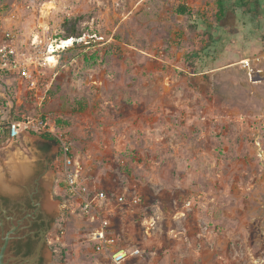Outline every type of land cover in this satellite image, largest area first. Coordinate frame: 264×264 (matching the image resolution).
I'll use <instances>...</instances> for the list:
<instances>
[{
  "label": "rangeland",
  "instance_id": "obj_1",
  "mask_svg": "<svg viewBox=\"0 0 264 264\" xmlns=\"http://www.w3.org/2000/svg\"><path fill=\"white\" fill-rule=\"evenodd\" d=\"M0 11L25 41L86 35L46 68L41 105L15 77L2 91L13 114L67 121L107 192L86 215L63 188L57 145L0 143V247L36 181L48 229L8 264H113L90 240L102 226L141 249L126 264H264V0H225L221 20L219 0H0Z\"/></svg>",
  "mask_w": 264,
  "mask_h": 264
},
{
  "label": "built area",
  "instance_id": "obj_2",
  "mask_svg": "<svg viewBox=\"0 0 264 264\" xmlns=\"http://www.w3.org/2000/svg\"><path fill=\"white\" fill-rule=\"evenodd\" d=\"M88 43L86 35L46 41L39 33L25 41L16 29L5 27L0 11V139L5 138L1 143L41 135L55 139L62 163L61 182L65 192L76 201L82 213L95 217L100 202L107 198V192L92 185L68 131L42 111L35 114H13V105L2 91L4 84H9L10 77H15L25 83L31 93L40 97L41 105L47 95V90L39 95L46 68L56 66L61 55L68 49ZM118 200L126 201L123 195H119ZM139 200L138 197L130 199L134 204ZM90 240L95 251L106 255L113 264H126L141 254L140 248L120 244L115 234L104 226L92 231Z\"/></svg>",
  "mask_w": 264,
  "mask_h": 264
},
{
  "label": "flooded vegetation",
  "instance_id": "obj_3",
  "mask_svg": "<svg viewBox=\"0 0 264 264\" xmlns=\"http://www.w3.org/2000/svg\"><path fill=\"white\" fill-rule=\"evenodd\" d=\"M38 184H40V182L36 181V183L33 186L32 191L29 193V195L25 197L24 204L27 207L25 209L27 212H25L22 217L18 218L17 221L12 224L11 228L6 233H3L4 241H3V245L0 247V255H1V248L5 244V238L7 236H9V238L11 236L13 237L9 243L8 248L4 252V255H3L4 264H8L5 261V255L7 251L13 250V252L17 255L21 253L29 254L34 249V246L36 243L35 239L38 236H40L43 231L47 233L48 229L46 230L45 228L47 226V221L45 219V215L43 214L41 210V203L38 199L39 196H41L42 194V190H41V187L38 186ZM23 186L24 185H22V187ZM7 203L8 202L6 198L0 197V209L2 208V206L7 205ZM6 217L10 218L9 216H6ZM0 220H2L0 222V225H1L3 222V219H0ZM1 229L3 230V227ZM21 229H23L24 231L25 230L27 231L25 233L26 236H24V234L21 236H18V234L15 233V232L20 231Z\"/></svg>",
  "mask_w": 264,
  "mask_h": 264
},
{
  "label": "trees",
  "instance_id": "obj_4",
  "mask_svg": "<svg viewBox=\"0 0 264 264\" xmlns=\"http://www.w3.org/2000/svg\"><path fill=\"white\" fill-rule=\"evenodd\" d=\"M177 12L181 15H187L188 17H190L191 19H193L194 21L198 22L200 19L204 18V16L201 15V13L199 11H194L193 9H191L190 7H188L185 4H179L177 7ZM225 13V0H219V14H218V19L221 20L223 15ZM73 37V36H70ZM81 45H78L74 48H70L65 52H69L74 50L75 48L77 49H82ZM64 52V53H65ZM6 88V90L11 88V85L9 84H4V86ZM79 106L83 109L85 107V105L80 101ZM58 123L61 124H68L67 121L63 120L62 118H58ZM5 141V138H1L0 139V143ZM57 145V141L47 135H41L40 136V140L38 142V148L44 152H48L50 150H52V148Z\"/></svg>",
  "mask_w": 264,
  "mask_h": 264
},
{
  "label": "water",
  "instance_id": "obj_5",
  "mask_svg": "<svg viewBox=\"0 0 264 264\" xmlns=\"http://www.w3.org/2000/svg\"><path fill=\"white\" fill-rule=\"evenodd\" d=\"M9 243H10V238H9V236H7L5 238V244H4V246L1 248L0 264H4L3 263V255H4V252L6 251V249L8 248Z\"/></svg>",
  "mask_w": 264,
  "mask_h": 264
},
{
  "label": "bare ground",
  "instance_id": "obj_6",
  "mask_svg": "<svg viewBox=\"0 0 264 264\" xmlns=\"http://www.w3.org/2000/svg\"><path fill=\"white\" fill-rule=\"evenodd\" d=\"M19 153H20V152H19ZM17 155H18V153H17ZM21 160H22V159H21ZM17 161H18V160H17ZM15 163H16V161H15ZM1 172H2V171H1V168H0V174H1ZM0 176H1V175H0Z\"/></svg>",
  "mask_w": 264,
  "mask_h": 264
}]
</instances>
